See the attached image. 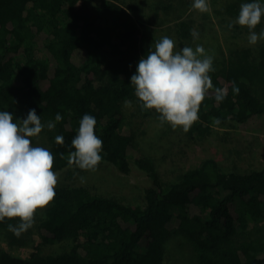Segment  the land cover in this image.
Masks as SVG:
<instances>
[{
    "label": "trees",
    "instance_id": "1",
    "mask_svg": "<svg viewBox=\"0 0 264 264\" xmlns=\"http://www.w3.org/2000/svg\"><path fill=\"white\" fill-rule=\"evenodd\" d=\"M262 1L234 0L226 6L233 41L227 40L226 53L213 59V87L199 119L187 132L166 128L164 140L170 134L203 140L213 134V118L219 125L242 124L264 115V40L250 45L249 30L235 23L241 4ZM177 8L186 10L185 0ZM142 12L141 0H0V111L9 112L13 122L32 109L45 125L55 122L57 113L63 117L54 129L45 126L31 138L33 146L52 153L56 173L75 167L67 162L74 151L71 141L82 117L91 115L103 141L101 162L123 174L134 165L151 180L142 205L83 185H57L43 215L34 216L37 244L31 228L19 236L8 230L18 220L0 222L9 246H32L25 257L0 246V264H168L166 248L174 236L188 244L193 264H264V167L228 171L208 158L166 184L158 162L138 148L125 101L135 105L137 115H158L142 107L130 84L139 60L154 51L155 38ZM263 17L253 30L257 34ZM176 26L183 41L191 39L190 20ZM219 88L227 94L217 103ZM57 135L63 136L62 145L55 143ZM58 243L63 250H49Z\"/></svg>",
    "mask_w": 264,
    "mask_h": 264
},
{
    "label": "clouds",
    "instance_id": "2",
    "mask_svg": "<svg viewBox=\"0 0 264 264\" xmlns=\"http://www.w3.org/2000/svg\"><path fill=\"white\" fill-rule=\"evenodd\" d=\"M193 8L200 13L210 11L208 0H194ZM264 16V6L259 2L243 3L235 23L249 30L248 43L255 45L264 40V30L253 31ZM232 25L229 24V28ZM194 39L199 33L192 30ZM175 41L165 36L155 42L154 51L141 58L136 73L130 78L135 96L145 110L158 113L161 125L167 123L173 129L187 132L199 119V108L206 94L212 89L209 73L213 69V57L206 54L201 45L195 49L183 47L176 51ZM233 92L239 88L233 84ZM226 88L215 90L214 98L222 102ZM130 101H125L130 106ZM63 117L57 113L55 122ZM55 122H41L35 109L23 120L13 122V116L0 111V222L16 219L18 224L8 225V230L19 236L34 224L38 209H43L55 198L58 175L53 171L54 156L39 146H33L31 138L37 137L44 127L55 128ZM220 120L213 118V125ZM95 117L85 114L79 122L78 132L71 141L74 149L67 157L69 166L85 171H95L102 161L103 141L95 134ZM63 136L57 135L55 143L62 145ZM61 159H65L61 154ZM84 183V177H80Z\"/></svg>",
    "mask_w": 264,
    "mask_h": 264
},
{
    "label": "rangeland",
    "instance_id": "3",
    "mask_svg": "<svg viewBox=\"0 0 264 264\" xmlns=\"http://www.w3.org/2000/svg\"><path fill=\"white\" fill-rule=\"evenodd\" d=\"M103 1L91 0V3L100 4ZM178 1L141 0L143 5L141 20L148 25V30L155 38V42L167 36L175 41L176 51L186 46L195 49L197 45H201L206 54L213 59L221 53H226L227 40L233 41L231 39L233 33L229 28V22L232 20L225 13V9L234 0H208L210 11L206 13H200L193 8L194 0H185L186 10H179ZM169 5L171 8L165 10L164 7ZM262 6H264V0ZM179 15L181 19L192 22L193 30L199 33L197 39L192 36L191 39L183 41L177 35L176 25L181 20H177ZM126 111L133 114L130 121L138 148L143 155H148L158 162L160 176L166 184L175 182L185 170L198 166L208 158L216 159L223 169L228 171L250 172L264 167V115L253 116L242 124L228 122L215 125L213 134L203 140L176 138V135L171 134L167 140H164L163 131L171 126L167 123L161 125L158 115L156 117L137 115L133 103L126 106ZM57 175V185L62 183L83 185L92 193L135 205L143 204L144 189L151 184L150 178L134 165L130 174H123L107 162H101L95 171H85L74 167ZM80 177H84V183H81ZM45 208L38 209L35 217L42 216ZM32 227L34 244H37L39 240ZM0 246L20 257L27 256L32 250L31 245L9 246L1 231ZM63 249V244L58 243L49 250L57 252ZM192 254L188 244L180 236H174L167 244L168 264H193Z\"/></svg>",
    "mask_w": 264,
    "mask_h": 264
}]
</instances>
